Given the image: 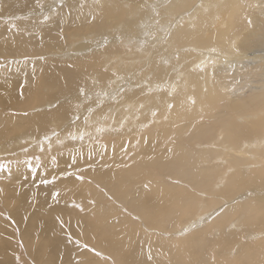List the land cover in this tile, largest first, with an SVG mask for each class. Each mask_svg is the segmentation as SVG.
I'll return each mask as SVG.
<instances>
[{
	"label": "bare ground",
	"instance_id": "bare-ground-1",
	"mask_svg": "<svg viewBox=\"0 0 264 264\" xmlns=\"http://www.w3.org/2000/svg\"><path fill=\"white\" fill-rule=\"evenodd\" d=\"M146 2L0 0L6 58L72 57L0 67V264H264V0Z\"/></svg>",
	"mask_w": 264,
	"mask_h": 264
},
{
	"label": "rangeland",
	"instance_id": "rangeland-1",
	"mask_svg": "<svg viewBox=\"0 0 264 264\" xmlns=\"http://www.w3.org/2000/svg\"><path fill=\"white\" fill-rule=\"evenodd\" d=\"M147 2L145 3V5H144V8H147V5H149V4H152V3H154V1L155 0H146ZM164 1H167V0H164ZM146 10H148V9H146ZM149 10H148V13L147 14H149ZM147 14H146V17H147ZM156 18H158V21L160 20L159 19V16H156ZM158 23V22H157ZM152 24H156V22H153ZM152 24H148V28H151V27H153V25ZM89 33H91L90 31H88ZM80 32H78V31H73V32H67V33H65V36L66 35H78ZM87 36H89V35H87ZM106 37H108V36H106ZM118 37V36H117ZM136 37L138 38V39H140V38H142L143 36L142 35H139V34H137L136 35ZM79 38H81V41H82V43H80V45H86L87 43H92V47H94V49L96 48V43L97 42H94V40H89L88 39V37H83V36H81V37H78L77 39H79ZM128 39H133L132 37H127ZM145 38V37H144ZM119 39V38H118ZM142 41H144L143 40V38H142ZM65 42H66V40H65ZM75 41H73V43H74ZM75 43H77V42H75ZM127 47H130V45H127ZM89 49V47H87V48H85V50H88ZM52 53V54H51ZM87 55H88V53H86ZM85 54V55H86ZM76 55H79V54H76ZM81 55H83V53L81 54ZM71 58L72 57H65V58H61V57H59V54H55V55H53V52H48V53H46V54H41V55H24V56H15V57H9V58H6V55H4V51L2 50V49H0V61L2 60L3 62L2 63H0V67H6V66H8L9 64H11V63H13V62H23V63H30V62H36L37 60H41V61H47V60H52V61H59V62H61V63H66V62H70L71 61ZM112 75H115V73L114 72H112ZM101 91L99 90L98 91V93H100ZM90 96V97H89ZM85 97H89V98H93V96H92V94H90V93H88L87 95H85ZM12 113V111H8V114H11ZM34 113V112H33ZM89 117H91V115H88L87 116V118H89ZM118 127V126H117ZM141 128V127H140ZM143 128H145V127H142V129ZM107 127H105V128H103V131L100 133V135H106V134H108V132H107ZM142 129H141V131H142ZM59 133V134H58ZM58 133H56V135L54 134L53 136H48L49 138H47V139H45V140H43L44 142L45 141H49L52 137H58L59 135H62L61 133H62V130H59L58 131ZM80 133V132H79ZM58 135V136H57ZM45 136V135H44ZM46 136H47V134H46ZM83 139V137L80 139V140H82ZM114 139H115V136H112V137H110V140L111 141H113L114 142ZM117 139H118V137H116V140L115 141H117ZM60 140V139H59ZM71 142H72V140H70ZM109 142V141H108ZM29 145H30V142L29 143H27V145H25V146H23L22 148H20V153L21 152H27V151H30L29 149H30V147H29ZM74 145H80V144H74ZM80 146H82V147H85L86 145H80ZM108 146H111V147H113V148H115L116 146H113V144H110L109 143V145ZM82 147H79V148H82ZM121 147H124V146H121ZM195 148H197V147H195ZM199 148V147H198ZM197 148V149H198ZM40 149V148H39ZM37 150L38 152H36L35 153V158L38 156V155H46L44 152H49V150L47 149V150ZM112 149V148H111ZM219 162V161H218ZM219 173H221V172H219ZM219 173H217V175L219 174ZM166 181H170V179H166ZM89 182H92V183H90V185H92L93 186V183H94V181H93V179H91ZM216 182V181H215ZM94 187V186H93ZM96 187H98V186H96ZM183 187V186H182ZM103 189V188H102ZM187 190H188V188H187ZM193 193H195V195H196V197L197 198H199L198 200H199V203H200V205L202 204V202H204V203H207L209 206H210V208H208V207H205L199 214L200 215H202L203 217L204 216H211V215H213L214 213L213 212H215V214L216 215H218L219 213H221L222 212V210L225 208V207H227V206H229V205H231V203L230 202H228V203H226V204H223L224 203V200H225V198L224 197H222L221 196V194H217V193H212V192H206V191H204V190H199V191H195V190H191ZM100 192L103 194V196L105 195V201L106 202H108V203H110L111 205H113V207L114 208H116L121 214H124L125 216H127L128 218H130V220L131 221H133V223L135 224H138L139 225V227H141L143 230H145V231H148V229L145 227V224H144V222L142 221V220H140L139 219V215L137 214V213H134L132 210H130V208L128 207V205H126V204H124L123 202H121L120 200H118V199H116V198H114V196H113V194H111L109 191H106L105 189L104 190H100ZM204 193H206V195L204 194ZM242 200H239L238 201V203L239 202H241ZM233 203H235L234 201H232V204ZM226 205V206H225ZM107 209H110V208H107ZM214 209V211H212ZM216 210H217V212H216ZM220 211V212H219ZM219 212V213H218ZM218 213V214H217ZM213 215L214 217L216 216V215ZM115 215L116 214H114V215H112V216H110L111 218H113V217H115ZM213 216H211L212 218H214ZM188 217V216H187ZM211 218V219H212ZM186 219V217H184V218H182L181 219V221H183V220H185ZM199 222V221H198ZM203 222V221H202ZM202 222H200V224H202ZM204 222H206V221H204ZM182 223H184V222H178V224H179V227H180V225H182ZM206 223H208V226H209V228H210V231L209 232H200V231H202V229L201 230H199V228H198V226L197 227H195V228H193V229H191V230H189L188 228H186L185 229V226H182L180 229H179V231H177L176 233H174L173 234V236L172 237H174L173 239H184V238H182V237H184L186 234H188V233H190V232H192V231H198L197 233L198 234H200V235H202L203 237L204 236H211L213 239H221V240H228L229 238H230V235H229V233L230 232H232V230H227V228H228V224L226 225L225 223L224 224H221V223H219V224H215V222H206ZM230 223V222H229ZM204 224V223H203ZM232 225V224H231ZM190 226H192V224L190 225ZM184 227V228H183ZM221 228H223L222 230H220ZM231 229H234V227L232 228V227H230ZM229 228V229H230ZM181 230V231H180ZM186 230V231H185ZM188 230V231H187ZM218 230H220V231H218ZM234 230H236V229H234ZM261 229H259L258 231H260ZM182 231H183V233H182ZM220 233V235H218V232ZM149 232V231H148ZM179 232V233H178ZM182 233V234H181ZM153 234H155L154 232H153ZM175 235H177V236H175ZM162 236L165 238V237H167L168 235H166L165 233H163L162 234ZM170 236V235H169ZM181 237V238H180ZM168 239V238H167ZM248 240V239H247ZM254 241V240H253ZM228 255L226 256V258H229V260H232V258H234L235 257V255L236 254H234V253H230V252H232V250L229 248V247H227V248H225V249H223ZM100 255V254H99ZM102 257V256H101ZM110 264H112V263H110Z\"/></svg>",
	"mask_w": 264,
	"mask_h": 264
},
{
	"label": "snow or ice",
	"instance_id": "snow-or-ice-1",
	"mask_svg": "<svg viewBox=\"0 0 264 264\" xmlns=\"http://www.w3.org/2000/svg\"><path fill=\"white\" fill-rule=\"evenodd\" d=\"M6 168V165H4L3 163H0V172H3ZM27 168L29 171H32L34 174L35 172L39 169V166L36 165V168H33V165L32 163L30 162L29 160V163L27 164ZM55 182V179L54 178H51V180H43L42 183H44L45 185L49 184V183H54ZM59 193L58 192H54L53 194V198H56L58 197Z\"/></svg>",
	"mask_w": 264,
	"mask_h": 264
}]
</instances>
